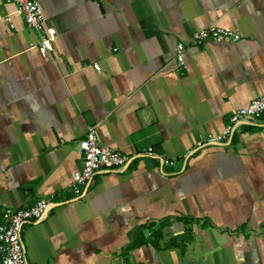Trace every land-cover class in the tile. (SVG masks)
Segmentation results:
<instances>
[{
	"label": "crops",
	"instance_id": "crops-1",
	"mask_svg": "<svg viewBox=\"0 0 264 264\" xmlns=\"http://www.w3.org/2000/svg\"><path fill=\"white\" fill-rule=\"evenodd\" d=\"M40 8L57 33L49 56L30 49L38 36L0 0V223L5 209L57 204L24 229L28 264H264V117L189 156L264 94V0H42ZM210 25L241 40L188 44ZM89 127L134 160L97 174L73 200ZM159 159L177 162L164 175ZM150 223L146 244L127 249Z\"/></svg>",
	"mask_w": 264,
	"mask_h": 264
},
{
	"label": "built area",
	"instance_id": "built-area-1",
	"mask_svg": "<svg viewBox=\"0 0 264 264\" xmlns=\"http://www.w3.org/2000/svg\"><path fill=\"white\" fill-rule=\"evenodd\" d=\"M12 3L16 7V13L23 19L25 26L38 36V42L31 45L30 49H36L45 56H49L55 49L57 33L52 27H47L45 17L41 11L42 0H3ZM226 40L239 42L241 35L235 29L210 25L207 28L194 32L188 44L193 47L203 45L209 41ZM185 45L178 43L175 50V58L179 67L183 66L182 55ZM94 69L100 72L101 68L95 64ZM264 117V94L251 100L247 105L234 110L223 131L216 136L200 137L195 149L189 153L193 155L208 147L227 144L233 135L244 126L251 125ZM78 146L83 154V166L71 176L69 193L72 199L86 197L93 189L94 178L99 173L121 172L130 167L134 157L123 154L120 151L102 145L97 137L95 127H89L85 137L79 141ZM145 155L152 156L149 149ZM162 174H167L166 169L172 167L177 161L174 159H159ZM185 167V164H184ZM57 204L47 199H41L25 209H5L2 212L0 223V264H28L27 251L22 242V235L26 226L37 225L44 222L49 212Z\"/></svg>",
	"mask_w": 264,
	"mask_h": 264
},
{
	"label": "trees",
	"instance_id": "trees-1",
	"mask_svg": "<svg viewBox=\"0 0 264 264\" xmlns=\"http://www.w3.org/2000/svg\"><path fill=\"white\" fill-rule=\"evenodd\" d=\"M169 223V220H164L163 222L160 223V227H165L167 226ZM153 225L150 223L148 225L142 226L139 228V230L137 231L133 241L131 242V244L127 247V249H134L137 248L141 245L146 244V238L144 237V231L147 229H152ZM161 233L160 230L157 231L156 236L160 237Z\"/></svg>",
	"mask_w": 264,
	"mask_h": 264
}]
</instances>
